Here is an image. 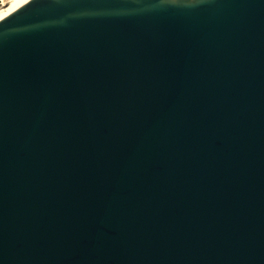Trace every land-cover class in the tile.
Here are the masks:
<instances>
[{"label":"water","instance_id":"obj_1","mask_svg":"<svg viewBox=\"0 0 264 264\" xmlns=\"http://www.w3.org/2000/svg\"><path fill=\"white\" fill-rule=\"evenodd\" d=\"M0 264H264V0L3 16Z\"/></svg>","mask_w":264,"mask_h":264},{"label":"bare ground","instance_id":"obj_2","mask_svg":"<svg viewBox=\"0 0 264 264\" xmlns=\"http://www.w3.org/2000/svg\"><path fill=\"white\" fill-rule=\"evenodd\" d=\"M10 1V0H9ZM29 0H15L11 5L10 8L6 10L5 12L2 13V15L0 16V19L5 16L7 13L12 12L13 10L17 9L18 7H20L21 5H23L24 3H26Z\"/></svg>","mask_w":264,"mask_h":264},{"label":"rangeland","instance_id":"obj_3","mask_svg":"<svg viewBox=\"0 0 264 264\" xmlns=\"http://www.w3.org/2000/svg\"><path fill=\"white\" fill-rule=\"evenodd\" d=\"M15 0H0V16L2 15L3 12H5L10 8V5L14 2Z\"/></svg>","mask_w":264,"mask_h":264}]
</instances>
